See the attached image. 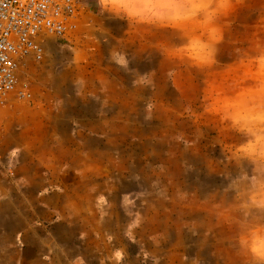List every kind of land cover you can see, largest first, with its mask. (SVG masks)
Returning a JSON list of instances; mask_svg holds the SVG:
<instances>
[{"label": "rangeland", "instance_id": "obj_1", "mask_svg": "<svg viewBox=\"0 0 264 264\" xmlns=\"http://www.w3.org/2000/svg\"><path fill=\"white\" fill-rule=\"evenodd\" d=\"M225 4L236 6L221 18L232 29L215 45L205 31L217 30L197 23ZM52 39L43 60L21 69L33 97L2 108L11 123L1 125L0 156L4 140L27 135L38 112L54 118L62 103L86 99L88 79L81 98L73 83L87 75L72 67L77 51L101 54L96 64L110 50L113 62L120 54V119H110L109 141L97 140L109 147L108 166L74 189L77 206H93L100 218L55 227L65 242L76 234L71 264H264V0H90L74 32L56 46ZM62 87L70 91L63 98ZM8 155L1 164L13 165L17 155Z\"/></svg>", "mask_w": 264, "mask_h": 264}, {"label": "crops", "instance_id": "obj_2", "mask_svg": "<svg viewBox=\"0 0 264 264\" xmlns=\"http://www.w3.org/2000/svg\"><path fill=\"white\" fill-rule=\"evenodd\" d=\"M168 1L172 3L173 0ZM178 1L181 7L187 2ZM214 9L220 14V19L216 16L208 22L197 23V27L202 25L201 29H216L212 36L207 31L205 33L211 43L222 45L229 40L232 22L227 20V17L224 20L221 18L227 16L226 13L233 12L236 6L216 5ZM184 21L183 18L180 19L178 23L181 24L178 26L187 30L189 25L184 24ZM52 40L50 45L56 46L58 39ZM72 48L78 50L77 46ZM85 51L75 53L72 67L76 70L84 68L87 73L86 77L74 74L73 79V83H79L78 87H75L79 98L85 94L79 85L88 79L90 86L86 99L63 101L60 113H55L54 118H44L38 112V115L30 118L28 122L30 130L25 133L27 135L20 133L15 140H4L7 150L0 157L7 154L10 156L13 152L17 157L13 165L0 163V215H3L0 220L5 221L4 225L0 224V237L11 236V240H0V264H71V260H77L76 234L72 235L71 240L69 231L70 239L65 242L61 240L62 234H59L55 227L59 230V223L62 222L64 226L65 222L78 218L86 221H98L100 218L95 216L93 206H77V193L74 189L79 187V184H93L91 174L96 171L103 172L104 167L108 166L106 158L109 156V147L98 145L97 140L109 141V121L112 118L120 119V75L113 72L120 68V54L116 58L117 62H113L115 54L111 53L114 49L110 50V55L107 53L108 61L96 64L95 59L99 60L101 54H96V51L91 49ZM210 53L215 55L218 52L212 49ZM84 58L86 63L82 62ZM211 58L220 59L217 55ZM64 90L65 87H62L60 92L56 90V93L61 98L70 94V91L66 93ZM114 109V112H110ZM1 117L2 109L0 119ZM2 120L0 126L4 123V129L9 128L11 122L4 118ZM63 124H67L66 131ZM2 126L0 133L3 131ZM48 126L54 128L55 136ZM2 135L4 136V132ZM93 155L97 160L101 159L100 166H95L100 168H94ZM77 173L90 174V181H76L75 176L71 174ZM102 218L108 220L106 215ZM14 220L20 221L16 228H12L13 224L9 222ZM68 228L70 230L71 227ZM262 233L264 234V229Z\"/></svg>", "mask_w": 264, "mask_h": 264}, {"label": "built area", "instance_id": "obj_3", "mask_svg": "<svg viewBox=\"0 0 264 264\" xmlns=\"http://www.w3.org/2000/svg\"><path fill=\"white\" fill-rule=\"evenodd\" d=\"M90 0H0V110L30 100L31 83L20 76L28 61H41L49 38L70 36Z\"/></svg>", "mask_w": 264, "mask_h": 264}, {"label": "clouds", "instance_id": "obj_4", "mask_svg": "<svg viewBox=\"0 0 264 264\" xmlns=\"http://www.w3.org/2000/svg\"><path fill=\"white\" fill-rule=\"evenodd\" d=\"M259 251V254L261 256H264V247H262L261 249L258 250Z\"/></svg>", "mask_w": 264, "mask_h": 264}, {"label": "snow or ice", "instance_id": "obj_5", "mask_svg": "<svg viewBox=\"0 0 264 264\" xmlns=\"http://www.w3.org/2000/svg\"><path fill=\"white\" fill-rule=\"evenodd\" d=\"M12 154L15 155V152H13Z\"/></svg>", "mask_w": 264, "mask_h": 264}]
</instances>
